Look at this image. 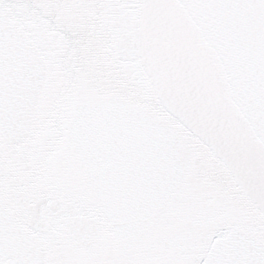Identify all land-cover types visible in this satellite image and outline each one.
<instances>
[{"label":"snow or ice","instance_id":"1","mask_svg":"<svg viewBox=\"0 0 264 264\" xmlns=\"http://www.w3.org/2000/svg\"><path fill=\"white\" fill-rule=\"evenodd\" d=\"M0 264H264V0H0Z\"/></svg>","mask_w":264,"mask_h":264}]
</instances>
